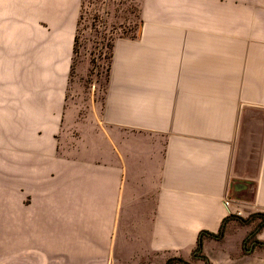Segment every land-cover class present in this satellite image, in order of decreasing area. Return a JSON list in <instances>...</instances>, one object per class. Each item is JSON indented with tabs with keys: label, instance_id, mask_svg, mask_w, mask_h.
<instances>
[{
	"label": "crops",
	"instance_id": "crops-1",
	"mask_svg": "<svg viewBox=\"0 0 264 264\" xmlns=\"http://www.w3.org/2000/svg\"><path fill=\"white\" fill-rule=\"evenodd\" d=\"M81 7L0 0V264L193 257L225 221L203 250L264 264V0H123L101 92Z\"/></svg>",
	"mask_w": 264,
	"mask_h": 264
},
{
	"label": "rangeland",
	"instance_id": "rangeland-1",
	"mask_svg": "<svg viewBox=\"0 0 264 264\" xmlns=\"http://www.w3.org/2000/svg\"><path fill=\"white\" fill-rule=\"evenodd\" d=\"M122 3L123 0H82L81 15L76 32L71 85L93 84L97 85L100 92L104 89L109 70L112 41L118 36H132L137 32V29L135 31L133 27L128 31L127 25H122L123 19V24L127 23L126 15L120 12ZM137 26L138 24H136ZM121 27L125 28L121 29ZM244 225L247 224L240 225L242 229H246ZM257 226L252 227L254 229L249 231L251 236L245 243V248L248 250L256 241L254 235L259 231ZM225 250L222 242L202 250L200 256H204L207 261L201 257L193 258L178 252L120 253L115 254V259H112L109 264H167L168 260H172L171 264H182L177 261L178 259L188 264H247V262L256 264L257 260L263 258L250 254H231L230 256L226 254Z\"/></svg>",
	"mask_w": 264,
	"mask_h": 264
},
{
	"label": "trees",
	"instance_id": "trees-1",
	"mask_svg": "<svg viewBox=\"0 0 264 264\" xmlns=\"http://www.w3.org/2000/svg\"><path fill=\"white\" fill-rule=\"evenodd\" d=\"M257 216L260 217V215H257ZM232 217H233V216H230V217H228V219H230V218H232ZM253 218H254V217H253ZM228 219H227V220H228ZM240 222H241V223H247L248 220H240ZM225 225H226V221H225V224L223 225L221 231H220L218 234H216V235H214V234H210V233H208V232H202V233H201V235L199 236V239H198V241H197V247H196V249H195V251H194V254H193V257H194V258H196V257H201L204 261H207V260L205 259L204 256H200V254H201V252H202V250H203V241H204L205 238H211V239H215V240H221L222 237H223V235H224ZM245 243H246V241H245ZM245 249H246V248H245ZM171 261H172V260H168L167 264H171ZM177 261H178L179 263H182V264H188L187 262H184V261L181 260V259H178Z\"/></svg>",
	"mask_w": 264,
	"mask_h": 264
},
{
	"label": "built area",
	"instance_id": "built-area-1",
	"mask_svg": "<svg viewBox=\"0 0 264 264\" xmlns=\"http://www.w3.org/2000/svg\"><path fill=\"white\" fill-rule=\"evenodd\" d=\"M224 206H225V208L227 209V211L230 213V214H229V217H230V216H233V214L231 213V212H232V210H231V203H230L229 200H226V201L224 202ZM235 215L239 216L240 213H239V212H236Z\"/></svg>",
	"mask_w": 264,
	"mask_h": 264
}]
</instances>
